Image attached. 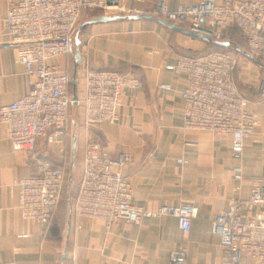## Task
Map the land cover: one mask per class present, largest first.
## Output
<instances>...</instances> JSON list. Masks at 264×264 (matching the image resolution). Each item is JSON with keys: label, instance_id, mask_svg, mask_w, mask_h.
I'll list each match as a JSON object with an SVG mask.
<instances>
[{"label": "crops", "instance_id": "crops-1", "mask_svg": "<svg viewBox=\"0 0 264 264\" xmlns=\"http://www.w3.org/2000/svg\"><path fill=\"white\" fill-rule=\"evenodd\" d=\"M199 1L166 0L169 8ZM125 4L140 11L135 14H147V3L125 0ZM5 14L6 3L0 0V105L27 91L23 65L4 46ZM157 18L85 23L86 32L79 36L81 60L72 91L78 96L83 94V79L79 77L83 66V70L86 66L116 70L137 78L139 86L126 88L117 121L106 122L100 129H86L82 108L73 114L75 119L70 109L63 125L39 137L35 151L61 166L67 175L58 204L45 224L24 218L18 207L17 181L34 171L33 151L12 150L0 124V264H166L169 251L178 245L186 248L185 264H221L223 248L210 230L211 219L232 198L247 197L253 178L264 182V97L260 95L264 73L247 61L236 69L235 78L241 84L237 89L248 98L259 123L245 139L243 178L235 189L229 137L183 127L181 91L185 74L166 67L180 58L198 55L193 53L207 41L171 29ZM73 54L74 46L72 55L53 57L49 63L69 65L73 76ZM250 58L264 69L258 60ZM49 135L52 141L47 140ZM87 139L99 141L107 156L122 150L133 156L134 161L122 169L131 185L132 203L150 210L163 203L195 205L197 213L190 230H180L177 219L170 215L145 216L139 224L119 220L111 225L101 219L73 215L70 202L76 192L70 189L65 164L69 162V170L77 166L80 181ZM256 209L244 207L241 213L247 217ZM241 264L252 262L244 256Z\"/></svg>", "mask_w": 264, "mask_h": 264}, {"label": "built area", "instance_id": "built-area-1", "mask_svg": "<svg viewBox=\"0 0 264 264\" xmlns=\"http://www.w3.org/2000/svg\"><path fill=\"white\" fill-rule=\"evenodd\" d=\"M4 1L7 35L4 46L23 65L27 91L12 102L0 105V124L6 130L12 150L33 151L34 171L17 181L18 207L24 218L45 224L60 199L65 171L35 151L39 137L48 129L63 125L72 106H82L86 129H100L106 122L117 121L126 88L139 86L135 77L113 69L86 66L83 94L73 95L71 67L49 63V59L72 55L74 31L84 8H99L105 14L140 11L126 6L125 0ZM134 1L147 3V14L210 39L221 40L227 31L237 27L245 37L247 54L264 66V0H201L179 3L175 8H169L166 0ZM236 63L231 52L212 50L180 58L166 67L185 74L181 91L183 127L229 137L234 160L232 177L238 189L243 178L244 142L254 133L259 119L232 79ZM260 95L264 97V86ZM47 140L52 141L53 136L49 135ZM133 161V156L123 150L107 156L99 141L87 139L78 191L71 199L70 212L101 219L105 225L119 220L139 224L145 216L170 215L177 219L180 230L188 232L197 213L195 205L163 203L150 210L131 202V185L122 169ZM252 182L247 197L232 198L211 219L210 230L223 248L221 264H241L244 256L252 264H264V182L260 178H253ZM244 207L257 209L244 217L241 213ZM185 261L186 248L178 245L169 251L166 264H185Z\"/></svg>", "mask_w": 264, "mask_h": 264}, {"label": "rangeland", "instance_id": "rangeland-1", "mask_svg": "<svg viewBox=\"0 0 264 264\" xmlns=\"http://www.w3.org/2000/svg\"><path fill=\"white\" fill-rule=\"evenodd\" d=\"M91 9L93 8H84V10L82 11L81 15H80V18H79V21L76 25V29L74 32H76L77 29H81L83 30V33L86 32V26L85 24H83L85 21L91 19L92 17H95L96 15L95 14H98V13H101L102 11L99 9V8H94L95 10L92 11ZM101 11V12H100ZM233 29V28H232ZM229 30L228 33H225V34H229L230 38L233 40L234 43H236L237 46L241 47L244 49L245 47V39L243 38V36L239 33V31L237 29H234V30ZM82 33V32H81ZM80 36V34L78 35V37ZM215 49L214 46H212L211 44H208V43H205L203 45V47H200L197 51H195L193 54H201V53H204V52H207V51H210V50H213ZM226 51H229L231 52L237 59V63L235 65V70H234V73H233V79H234V83L235 85L237 86L238 89H240L241 87V84L239 83V81L236 80L235 78V75H236V72L237 70H239L241 67V65L243 66L245 63V61H247V63H250V64H253L255 66V69L258 70V71H262L264 73V69L258 65V63H256L254 60H252L250 57H248L247 55L243 54V53H240L238 51H236V49L234 48H226L225 49ZM84 68V66H83ZM83 68L81 67L80 69V78L84 79V70ZM237 69V70H236ZM76 77H78L76 75ZM77 81V80H76ZM71 92L72 91V84H71V89H70ZM82 108L81 105H78V106H72L71 108V115L73 116L74 118V115L73 114H77L79 112V108ZM75 119V118H74ZM69 142V137L67 139V143ZM66 170L69 171V177L71 179V183H70V189L72 190V192H76L77 191V187H78V184H79V181L77 179V175L79 174L78 173V168L77 166H73L70 170H69V162L66 161ZM67 171V173H68ZM65 180H67V175L65 176Z\"/></svg>", "mask_w": 264, "mask_h": 264}, {"label": "water", "instance_id": "water-1", "mask_svg": "<svg viewBox=\"0 0 264 264\" xmlns=\"http://www.w3.org/2000/svg\"><path fill=\"white\" fill-rule=\"evenodd\" d=\"M139 19V18H153V16L151 14H114V15H100V16H95L92 17L91 19L85 21L83 24L85 23H92V22H96V21H109V20H113V19ZM156 20H158L159 22L163 23L164 25L168 26L171 29H174L176 31H180L186 34H189L191 36L203 39L205 41H212L213 43H216L218 45L224 46V47H228L230 46L231 42L228 39H222V40H215V39H210L209 37H206L200 33H196L193 32L189 29H186L184 27L181 26H176L172 23H169L161 18H157ZM79 29L76 30V32H74L73 35V46H74V54H73V61H74V65H73V71H72V85L76 86V68H77V64L80 62L81 60V56H80V50H79ZM248 55V54H247ZM74 91V89H73ZM73 95H75V92H73ZM74 146H75V136H73V141H72V155L74 152Z\"/></svg>", "mask_w": 264, "mask_h": 264}, {"label": "trees", "instance_id": "trees-1", "mask_svg": "<svg viewBox=\"0 0 264 264\" xmlns=\"http://www.w3.org/2000/svg\"><path fill=\"white\" fill-rule=\"evenodd\" d=\"M95 15H96V16H100V15H102V14H101V13H98V14H95ZM85 25H86V24H85ZM231 29H232V28H231ZM231 29H230V30H231ZM234 29H237V30L239 31V33L243 36V34L241 33V31H240L237 27H233L232 30H234ZM81 32L83 33V30L79 29V34H80V35L82 34ZM228 32H229V31H227L226 33H228ZM243 38L245 39L244 36H243ZM222 39H228V40H230V42H231L230 46H228V47H224V46L218 45V44H216V43H213L212 41H207V43H208V44H211L212 46L215 47V49H213V50H225L226 48H234V49H236V51H238V52H240V53H243V54L247 55V44H246V40H245V47H244V49H243V48L237 46L236 43L233 42V40L230 38L229 34H225V36H224ZM222 39H221V40H222ZM210 51H212V50H210ZM207 52H208V51H207ZM204 53H205V52H204ZM247 56H249V55H247ZM70 76H71V71H70ZM71 78H72V76H71ZM70 89H71V84H70ZM65 176H66V172H65ZM65 184H66V180L64 179L63 188H64ZM63 188H62V192H63ZM77 191H78V187H77ZM77 191H76V193H75V196H76V194H77ZM62 192H61V194H62ZM75 196H73L72 199H74ZM60 197H61V196H60ZM73 215H74V214H73Z\"/></svg>", "mask_w": 264, "mask_h": 264}]
</instances>
